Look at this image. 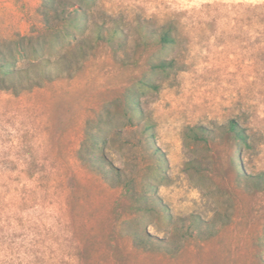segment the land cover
Returning <instances> with one entry per match:
<instances>
[{"label":"rangeland","instance_id":"1","mask_svg":"<svg viewBox=\"0 0 264 264\" xmlns=\"http://www.w3.org/2000/svg\"><path fill=\"white\" fill-rule=\"evenodd\" d=\"M98 4L121 19L127 54L100 44L71 77L0 90V264H264V190L240 175L264 172V0ZM39 5L0 0V40L41 31ZM138 20L175 24L166 57L181 69L142 100L166 178L141 183L154 161L133 125L106 150L134 178V200L76 152L86 122L147 71L157 47L138 44ZM231 118L257 135L253 149L237 155L219 132ZM194 126L206 140L185 136Z\"/></svg>","mask_w":264,"mask_h":264},{"label":"trees","instance_id":"2","mask_svg":"<svg viewBox=\"0 0 264 264\" xmlns=\"http://www.w3.org/2000/svg\"><path fill=\"white\" fill-rule=\"evenodd\" d=\"M38 14L43 24L41 31L20 35L12 40H0V90L20 93L27 86H39L43 81L71 77L100 44L106 45L115 59L120 54H127L129 33L124 31L121 19L101 8L98 0H40ZM146 23L138 20L135 25L138 44L157 47L147 59L146 73L126 87L111 107H105L94 119L86 122L84 139L76 152L81 164L89 167L110 186H121L126 196L134 197V200V178L127 175V170L117 168L106 156V150H110L115 142H123L121 127L133 125L135 132H138L137 142L146 147L154 161L146 165L148 173L141 183L154 187L156 180L166 178L162 173L165 159L154 141L155 122L145 112L142 100L145 95L157 92L164 81L172 79L181 69L176 58L166 57V52L178 43L175 24L170 21L159 27H151ZM24 61L27 65L21 66ZM218 129L220 133L229 134L237 155L254 148L257 135L238 119L231 118ZM207 132L202 126H194L188 129L185 136L194 141L206 140ZM188 164L198 169L194 161ZM240 175L250 188L264 190V172ZM194 222H198V219H194ZM139 240L144 244H153L147 239Z\"/></svg>","mask_w":264,"mask_h":264}]
</instances>
